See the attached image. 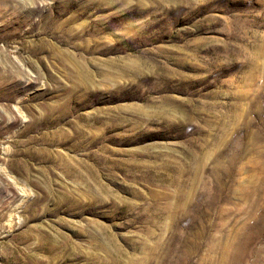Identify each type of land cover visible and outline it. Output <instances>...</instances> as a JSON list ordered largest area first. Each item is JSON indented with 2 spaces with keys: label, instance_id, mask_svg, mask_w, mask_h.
<instances>
[{
  "label": "rangeland",
  "instance_id": "1",
  "mask_svg": "<svg viewBox=\"0 0 264 264\" xmlns=\"http://www.w3.org/2000/svg\"><path fill=\"white\" fill-rule=\"evenodd\" d=\"M162 1L0 0V264L264 245V0Z\"/></svg>",
  "mask_w": 264,
  "mask_h": 264
},
{
  "label": "bare ground",
  "instance_id": "2",
  "mask_svg": "<svg viewBox=\"0 0 264 264\" xmlns=\"http://www.w3.org/2000/svg\"><path fill=\"white\" fill-rule=\"evenodd\" d=\"M158 2H160V0H157ZM164 1V0H163ZM162 1V2H163ZM114 2H115V0H114ZM70 21V20H69ZM120 24V23H119ZM107 25H109V24H107ZM117 25V24H116ZM109 27V26H108ZM107 28V27H106ZM18 48V47H17ZM79 72V70L77 71V73ZM87 72V71H86ZM71 73V72H70ZM73 74V73H72ZM72 74H70V75H72ZM76 74V73H75ZM74 74V75H75ZM79 74H80V72H79ZM78 74V75H79ZM93 74V73H92ZM77 75V76H78ZM94 75V74H93ZM80 76V75H79ZM71 77V76H70ZM71 78H73V77H71ZM77 78V77H76ZM74 79H75V77H74ZM81 80V79H80ZM75 82H76V80H75ZM77 82H78V79H77ZM77 86H78V83H77ZM76 88V87H75ZM78 90V89H77ZM237 124V123H236ZM262 127V126H261ZM224 131V130H223ZM227 131V130H226ZM250 131V130H249ZM225 132V131H224ZM241 135V134H240ZM250 135H252V134H250ZM219 139V138H218ZM220 141L222 142V140L220 139ZM219 141V142H220ZM233 141V140H232ZM223 143V142H222ZM226 144V143H225ZM224 144V145H225ZM230 144V143H229ZM232 146V145H231ZM237 147V146H236ZM243 149V148H242ZM242 151V150H241ZM244 152V151H243ZM245 153V152H244ZM239 154V153H238ZM242 155V154H241ZM240 156V154L238 155V157ZM261 156H263V155H261ZM241 157V156H240ZM237 159V158H236ZM239 159V158H238ZM263 160H264V158H263ZM238 161V160H237ZM236 161V162H237ZM235 162V163H236ZM259 162V161H258ZM263 164V163H262ZM222 167L221 165H219V164H217L216 163V166H215V168L216 169H220V167ZM235 167V166H234ZM233 167V168H234ZM263 167H264V165H263ZM214 168V169H215ZM215 169V170H216ZM223 170V169H222ZM229 170H230V168H229ZM228 170V171H229ZM212 171V170H211ZM214 171V170H213ZM214 173H215V171H214ZM213 172H212V174H214ZM216 173H217V171H216ZM229 173H231V170L229 171ZM77 174V173H76ZM216 176V175H215ZM214 176V177H215ZM233 177V176H232ZM262 177V176H261ZM213 179V178H212ZM194 181V180H193ZM179 183V182H178ZM214 184V183H213ZM219 187V186H218ZM217 187V188H218ZM182 188V187H181ZM220 188V187H219ZM216 189V188H215ZM250 189V188H249ZM183 190V189H182ZM185 190V189H184ZM252 190V189H251ZM188 190H186V192H187ZM217 191V190H216ZM220 191V190H219ZM246 191V190H245ZM258 191V190H257ZM220 193V192H219ZM224 194V193H223ZM229 194V193H228ZM246 194V193H245ZM217 195H218V193H217ZM253 195H255V194H253ZM170 196V195H169ZM220 196V195H219ZM211 197V196H210ZM217 197V196H216ZM216 197H214V198H212V200H211V205L212 206H214V205H216L217 203H220L221 202V198H216ZM169 198V197H168ZM229 198V197H228ZM210 199V198H209ZM225 199V198H224ZM223 199V200H224ZM263 200V199H262ZM218 201V202H217ZM225 202H227V201H225ZM264 202V201H263ZM259 203H262V201L261 202H259ZM166 205V204H165ZM168 205H169V203L167 204V206L165 207L166 209H168V210H170V208H168ZM164 206V205H163ZM171 206V205H170ZM262 206V205H261ZM264 206V205H263ZM262 206V207H263ZM160 207V206H159ZM199 207V206H198ZM201 207V206H200ZM221 207V206H220ZM219 207V208H220ZM174 208V207H173ZM202 208V207H201ZM214 208V207H213ZM222 208V207H221ZM240 208V207H239ZM210 209V208H209ZM256 209V208H255ZM262 209V208H261ZM198 210H200V208L198 209ZM224 210H226V209H224V208H222V210L220 211V213H219V217H220V220H222V217L224 216ZM257 210H258V208H257ZM172 211V210H171ZM259 211V210H258ZM258 211L256 212V213H258ZM263 211H264V208H263ZM227 212V211H226ZM260 212V211H259ZM207 213V212H206ZM256 213H254V216H255V214ZM165 215V214H164ZM166 216V215H165ZM194 216V215H193ZM262 217L264 218V214L262 213ZM255 218V217H254ZM261 219V218H260ZM226 220V219H225ZM252 220V218L250 219V222L252 223L253 221H251ZM262 220V219H261ZM220 224V223H219ZM225 225H227V223H221V226H222V228L225 226ZM255 225V224H254ZM263 225V224H262ZM248 227H250V226H248ZM253 227H255V226H252V228ZM209 228H211V226L207 223L206 225H205V227H204V232H206L207 233V231H209ZM245 228H247V227H245ZM259 228V227H258ZM259 229H261V228H259ZM244 230V229H243ZM246 230V229H245ZM249 230H251V229H249ZM253 230H255V229H253ZM240 231V230H239ZM258 231V230H257ZM257 231H255V232H257ZM264 232V231H263ZM254 234V233H253ZM253 234H251L250 232H246L245 233V231H241V232H238V233H236V235H235V237H234V239L230 242V244L227 246V248H226V253H225V255H224V257H223V259L222 260H220V258L218 257V256H216V253H217V249H218V245H216L217 244V238H216V236H214V234L211 232H209V235H210V239H208V245H207V251H206V256L205 257H203L202 259H203V261H202V264H248L247 263V261L249 262V261H251V264H264V245H258L259 247H257V248H254L256 245H255V243L257 244V242L259 241V238H258V241L257 242H255L254 244H253V236L255 235H253ZM262 234V233H261ZM208 236V235H207ZM260 237V236H259ZM255 239V238H254ZM260 239H264V236H263V238H260ZM254 245V246H253ZM164 252V251H163ZM171 253H175L176 255L179 253V251L177 250V248L176 247H174V246H172V245H168V247L166 248V251H165V254H164V256H162L163 254H161V256H162V260H166V262H167V256L168 255H170ZM184 255H185V257H186V259L188 258V252H185L184 251ZM160 258V257H159ZM177 259L180 261V262H185V264H186V260L184 261V258H183V255L182 254H180V255H178L177 256ZM250 259V260H249ZM161 260V259H160ZM159 260V261H160Z\"/></svg>",
  "mask_w": 264,
  "mask_h": 264
}]
</instances>
